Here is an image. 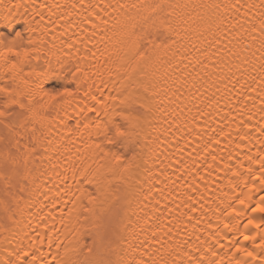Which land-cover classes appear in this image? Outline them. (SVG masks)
I'll return each mask as SVG.
<instances>
[{
    "label": "snow or ice",
    "instance_id": "1",
    "mask_svg": "<svg viewBox=\"0 0 264 264\" xmlns=\"http://www.w3.org/2000/svg\"><path fill=\"white\" fill-rule=\"evenodd\" d=\"M11 7L30 10L33 22L39 27L41 41L49 47L59 43L60 51L73 57L80 53L81 45L86 51L90 50L89 46L97 48V32H107L113 11L122 13L123 18L113 27L120 29L122 46L117 54H123L119 57L123 79L115 82L121 85L119 88L114 84L111 89L101 79L103 87L97 85L95 91L90 85L82 92L79 85L73 88L69 83L46 87L31 65L32 57L43 48L37 47L34 40L24 42L22 39L24 31L36 33L37 30L29 29L25 22L24 29L17 26L10 31H0V37L8 38L7 42L0 39V146L5 153L0 159V264H62L60 249L63 245L58 243V236L54 239L53 233H48V250L45 251L41 232L36 228L26 231L29 224L25 220L31 215V209H36L35 215H39L48 206L49 199L45 196V200L40 201L36 197L40 185L32 188L34 179L30 180V176L37 172L55 181L61 176L56 172L58 167L62 166L65 172L70 168L79 190V206L83 213H91L92 208L86 207L85 201L87 205L96 204L102 188L99 175H104L102 170L106 165H111L109 172L118 169L122 175L137 167L135 154L105 151L101 143L91 142L94 134L101 129L106 133L110 131L104 139L107 144H113L132 137V130L140 126L142 118L154 133L153 154L162 155L163 159L158 160L159 178L150 174L141 203L145 200L152 203L149 226L158 224L152 238L155 240L162 235L161 243L167 244L166 264H264V119H255V113L264 109V0L259 4L230 0L208 6L215 11L203 22L202 31L210 32L212 39L206 41V49L197 50L200 59L196 66L203 65V74L198 73L193 80L199 77L213 83L195 92L189 90L183 100H180L183 93L177 95L179 87H174L171 95L180 100L178 111L167 113L160 126H154L158 115L164 112L157 103L160 91L155 88L156 73L145 71L146 67L158 64L159 58L152 61V65L146 60L151 48L171 50L176 44L173 38L167 39L168 43H158L154 35L159 31L175 33L168 19L172 14L165 10L187 5L161 2L129 6L106 0L63 3L27 0L25 3L20 0L0 15V23L10 25ZM129 7L145 12L128 15L123 10ZM244 20L248 21L246 26L242 23ZM247 37H252L251 43L247 42ZM109 40L106 35L100 37L101 43L107 44ZM222 42L224 46L220 47ZM257 43L259 47L254 48ZM213 53L216 67L209 72ZM176 54L173 51L172 57ZM187 55V51L181 53L182 57ZM205 60L209 64H204ZM183 63V59L178 60L176 67ZM81 71L80 67L76 68L74 79ZM216 82L219 87L210 92ZM176 84L173 79L172 85ZM222 90L218 99L211 98ZM163 91L166 96L169 94L167 89ZM37 96L41 101L47 98V104L33 107ZM193 98L198 105L205 106L189 107L185 101ZM54 105L60 107L52 114L48 109ZM213 113H218L215 127L207 123V117ZM53 128L57 130L55 140ZM237 128L241 129L239 134L233 135ZM85 139L91 142L87 147L94 150V155L97 150L100 153L99 161H94L96 171L91 170V165L82 168L75 165L78 145ZM193 144L192 151L185 155V148ZM105 160L107 164L101 163ZM210 177L214 190L207 187ZM215 177H219L218 182ZM67 180L65 174L61 183L67 184ZM85 184L93 186L94 190L89 191ZM161 184L163 187H159ZM208 192L211 195H206ZM218 193H223V198L218 197ZM62 194L63 189L56 193L52 209L61 203ZM121 211V206H113L107 219H101L96 225L93 247L88 251L91 255L99 241L97 258L73 264H149V261L156 264L143 245L139 249L132 245L128 249L121 247L122 234L118 235L114 228ZM50 216L51 212L40 216L37 228H47ZM173 227L177 233L184 229V235L174 241L170 239L175 235Z\"/></svg>",
    "mask_w": 264,
    "mask_h": 264
},
{
    "label": "bare ground",
    "instance_id": "2",
    "mask_svg": "<svg viewBox=\"0 0 264 264\" xmlns=\"http://www.w3.org/2000/svg\"><path fill=\"white\" fill-rule=\"evenodd\" d=\"M19 2L20 0H9V6ZM24 2L27 3V0H24ZM58 2L63 3L65 0H58ZM106 2L111 4H126L129 6L156 4L161 2L169 5L188 6L186 8H167L165 10L167 13L172 14L168 19L171 26L175 29L173 35L164 31H159L154 34L156 38L159 39L157 42L161 44L168 43L167 39H175L176 44L173 48L168 50L164 47H153L148 53L150 60L147 63L149 65H152V61L159 58L158 64L146 67L145 71L156 73V79L158 82L154 81L155 88L160 91V95L157 97V103L159 108L164 109V112L158 115L154 126H160L164 123V116L167 113H170L174 109L178 111L177 105L180 104V100H183L184 97L188 95L189 90L195 92V90L190 89L193 77H196L198 73L203 74V65L196 66V62L200 59L197 50L201 47L206 49V41L212 39L210 32L202 31L203 22L206 19L211 18L215 11L208 6L229 3L230 0H106ZM239 2L259 4L261 3V0H239ZM8 10L9 8L0 9V15L5 14ZM137 11L145 12L144 9H132L131 7L123 10V12H126L128 15H134ZM253 12H255V10H253ZM8 14L10 15L11 23L10 25L0 23V31H10L11 28L17 26L24 29L26 28V23L29 29H33V18L30 10L11 7ZM249 15L251 16L252 13H249ZM122 18V13L113 11L112 16L109 18L107 32L104 30L97 32V48H91L89 46L90 50L86 51L84 46L81 45L80 53L74 57L64 55L60 51L59 43L55 46L49 47L46 43L41 41L40 37H37L35 32L28 30L24 31L22 33V39L24 42L29 40L39 41L38 47L43 48L42 52L33 56L31 59L33 70L41 75V78L45 81L44 83L46 87H52L49 84L50 81L53 80L57 82V85L69 83L73 88H75L76 85H79V87L82 88V92L86 91L91 85L92 90L95 91L97 85L103 87V84L100 83V76L96 74L97 70H99L102 72L103 80L108 84L109 89L113 88L114 84L115 87L119 88L121 85L115 83L116 71L117 65L120 64L119 57L123 54H116L112 58V61H110L109 52L111 51V47L105 51V44L100 42V37L106 35L110 38L107 44L115 45L118 39L115 33L119 30V26L113 27V25L116 24L117 20ZM242 23L246 26L248 21L244 20ZM259 23L260 20L257 19L256 24L259 25ZM256 36H259L258 31ZM0 39L7 42L8 38L0 37ZM246 39L248 43H251L252 37H247ZM16 43L19 44L20 41L17 40ZM223 46L224 42H222L220 47ZM257 47H259V43L254 45V48ZM173 51H176L177 53L175 58L172 57ZM185 51H187L188 55L187 57H182L181 53ZM93 53H96L94 57L92 55ZM257 55H259V53H257ZM180 59H183L184 63L180 64L177 68L176 63ZM211 60L213 63L208 69L209 72L213 71L216 67L215 53H213ZM111 62L113 64L111 65L112 75L110 77L109 72L104 69ZM81 63L84 64V69L74 79L73 74ZM185 64L188 65L187 68H185ZM204 64H209V61L205 60ZM194 67L195 71L193 70ZM165 73H167V75H165ZM121 79H123V77H121ZM173 79L177 81L176 85H172ZM174 87H179L180 89V92L177 93L178 96H180V93H183V95L180 96V100H177L176 97L171 95ZM237 87H239V85H237ZM164 89H167L169 92L167 96L163 91ZM211 91H215V89L213 88L210 92ZM35 99L36 104L33 105L35 108H39L42 103L47 104V98H44V100L41 101L37 96ZM234 99L235 97H233V100ZM180 106L182 107L183 105ZM59 107L60 105H54L48 109V111L55 114ZM101 115H103V113H101ZM106 119L107 117H105V120ZM168 119L171 120L172 117L168 115ZM217 119L218 113H213L207 117V123H210L212 124V127H215V121ZM255 119L256 121L264 119V109L255 113ZM202 127H207V124H202ZM240 130L241 129L237 128L233 135H238ZM132 133V137L116 140L113 144H107L104 139L106 134H111L110 131L106 133L104 129H101L98 134H94L91 142L101 143L105 151H116L119 153H125L126 155L135 154L137 167H135L130 173L122 175L118 169L114 172H109L111 165H106L105 169L102 170L104 175L101 195L96 204L87 205V202L85 201V206L92 208L91 213H83V209L79 206V201H77L79 190L78 186L72 179V171L70 168L65 172V169L62 166L58 167L56 172H59L61 176L56 178L55 181L49 179L47 176H40L37 172H33L30 176V180L34 179V183L31 185L32 188L40 185V190L36 193V197H38L40 201H44L45 196L49 199L46 201L48 206L45 207L39 215H35L36 209H31V215L26 214L27 218L25 223L29 224V228L26 229V231L36 228L38 232H41L45 240V251L48 250V233L52 232L54 239L58 236V243L63 245L60 249V259L62 264H73L74 261H84L85 259L97 258L100 250L99 241L97 242V248H94L91 255H89L88 251L89 248L93 247L95 235L94 229L101 219H107L109 211L113 206L122 207L121 215L114 223V228L117 234H122L123 237L121 247L123 249H128V246L132 245L134 248L139 249L141 245H143L147 248L148 255L151 256V259L156 261V264H166L169 251L167 249V244L161 243L164 239L162 235H158L155 240L152 238L153 233L157 232L158 224L149 226L151 224L149 217L152 215V203L146 200L141 203L143 192L149 183L148 180L150 174L154 173L156 174L155 178H159L158 160L163 159V156L160 155L157 157L153 154L156 147L154 143V133H152L151 128L146 125L143 118L140 121V126L133 129ZM56 135L57 130L53 128V140H55ZM91 142L85 139L79 143L78 154L74 157L75 165L77 167H81L82 164L83 166L94 164V150L87 147V144ZM194 146V144L187 146L184 154L186 155L188 152L192 151ZM60 151H63V148H61ZM73 151L76 152V148H74ZM4 154L3 146H0V159L3 158ZM99 159L100 157H95V161H99ZM65 174L68 178L67 184L61 183V178ZM77 175H79V173H77ZM173 178L175 177L173 176ZM212 179V177L208 178L207 187L214 190ZM215 179L218 182L219 177H215ZM109 181H111V183H109ZM84 186L88 188L89 191L94 190L91 185L85 184ZM159 187H163V184L159 185ZM49 189H51V191H49ZM60 189H63V194L60 197L61 203L55 209H52L51 205L56 203L55 196ZM165 192H167V189H165ZM206 195H211V192L206 193ZM217 196L223 198V193H218ZM73 201L77 202L73 203ZM204 203L207 204L208 201H205ZM205 210L207 211V209ZM49 212H51V216L47 220L48 227L37 228V222L39 221L40 216H45ZM33 216L35 218H33ZM166 219L168 218L166 217ZM61 220L64 221L63 225L61 224ZM188 227L190 228L191 225ZM172 231L175 235L170 239L173 241L184 235L183 227L179 233L176 232L175 227H173ZM52 250H56L55 244H53ZM149 264H151V261H149Z\"/></svg>",
    "mask_w": 264,
    "mask_h": 264
},
{
    "label": "clouds",
    "instance_id": "3",
    "mask_svg": "<svg viewBox=\"0 0 264 264\" xmlns=\"http://www.w3.org/2000/svg\"><path fill=\"white\" fill-rule=\"evenodd\" d=\"M65 2H67V0H65ZM4 8H9V0H0V9H4ZM33 29H36V35L37 37H40V32H39V27L38 25H36L34 22H33ZM119 32H120V29L115 33L116 36L118 37L117 39V42L115 45H109V44H105V51L108 50L109 47H111V51L109 52V60L112 61V58L119 52L120 48H121V43H120V35H119ZM38 43L39 41H36V46L38 47ZM150 60V57H148V59L146 60V63ZM113 63L111 62L104 70L105 71H112V65ZM78 67L81 68V70L83 71L84 69V64L81 63ZM103 67V66H102ZM97 75L100 76L101 79H103V74L102 72H100L99 70H97ZM123 76V72L120 68L119 65H117V71H116V80L118 79H121V77ZM209 83H213L212 80H208V81H203L201 79H199V77H197L195 80L192 81V90H196V89H199L201 86H204V87H207V85ZM225 83H227V81H225ZM216 87H219V82H216L213 84V88L215 89ZM193 92V91H192ZM214 92V91H213ZM223 94V90L221 93L219 94H216L214 96H211V93H210V96L213 100H216L219 98V95ZM186 103H188V106L189 107H192L193 109H195L196 107H204L205 105H198V101L193 98L190 102L189 101H186ZM207 103V101H205V104ZM100 156V153L99 151L97 150L96 151V154L94 155L93 157V160L95 161V157H99ZM101 163L103 164H107L108 162L105 160V161H101ZM83 167V164L81 165V168ZM96 164L94 163L93 165H91V170L92 171H96ZM99 175V174H98ZM99 179L101 181V183L103 182V176L102 175H99Z\"/></svg>",
    "mask_w": 264,
    "mask_h": 264
},
{
    "label": "rangeland",
    "instance_id": "4",
    "mask_svg": "<svg viewBox=\"0 0 264 264\" xmlns=\"http://www.w3.org/2000/svg\"><path fill=\"white\" fill-rule=\"evenodd\" d=\"M49 85H51L52 87H54V86H55V87L58 86V85H57V82H55V81H53V80L50 81V84H49Z\"/></svg>",
    "mask_w": 264,
    "mask_h": 264
}]
</instances>
